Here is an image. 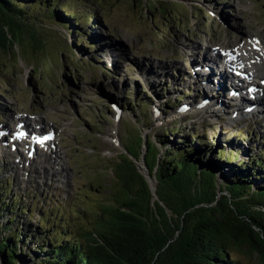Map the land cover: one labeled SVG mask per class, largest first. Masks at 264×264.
<instances>
[{"label":"rangeland","instance_id":"rangeland-1","mask_svg":"<svg viewBox=\"0 0 264 264\" xmlns=\"http://www.w3.org/2000/svg\"><path fill=\"white\" fill-rule=\"evenodd\" d=\"M97 1L99 7L90 5L96 12L92 16L97 24L91 31L92 49L87 54L80 50L69 54L66 49L74 48V40L79 41V37L73 39L54 25L35 34H21L10 41L8 49L0 47V127L4 125L8 133L11 126L10 134L0 144L9 142L18 132H27L31 138L34 133L55 131L51 146L61 155L57 160L40 156L30 161L22 159L29 157L27 151L22 153L19 147V151H10L25 171L15 164L12 169L5 167L0 160V186L10 184L11 195L23 202L24 210L37 209L29 212L33 224L40 221L39 208L46 212L61 206L70 210L76 203L82 211H94L97 209L93 205L113 202L116 185L108 162L112 163L120 151L112 140L122 146L125 122L148 138L153 125L164 124L159 112L169 106L156 105L155 116L150 106L147 122L152 125L147 128L135 114L124 113L111 102H122L129 94L137 98L142 93L156 101L152 81L162 88L168 86L171 102L179 105L177 115L180 111L190 113L192 118L185 124L168 122L153 131L148 140H154L162 129L174 131L178 127L182 135L190 138L204 134L195 140L199 143L231 141L239 122H252L256 127L260 124L257 130L264 133V104L255 109L258 103L247 98L251 94L245 93L247 87L236 91L235 84L239 82L234 71L224 67L217 47L222 42L232 45L241 37L244 43L257 36L264 40V0ZM90 44L83 43L87 47ZM221 74L233 80L229 83L232 87L219 81ZM147 75L152 81H147ZM222 93L226 94L224 98L220 97ZM124 102L135 106L132 97ZM188 102L196 105L189 108ZM228 104L231 108L222 111L221 106ZM15 115L25 117L26 126L33 131L14 127ZM38 117L49 125L41 132L36 131ZM89 182L104 183V189L89 191ZM101 193L106 199L101 198ZM29 217L26 214V221ZM79 224L71 220L74 230L82 229ZM233 257L239 264H263L247 250L234 252Z\"/></svg>","mask_w":264,"mask_h":264},{"label":"trees","instance_id":"trees-1","mask_svg":"<svg viewBox=\"0 0 264 264\" xmlns=\"http://www.w3.org/2000/svg\"><path fill=\"white\" fill-rule=\"evenodd\" d=\"M90 5L101 4L97 0H0V47L8 49L10 41L21 34H35L54 25L73 39L79 37V41L74 40V48L66 49L69 54L77 50L87 54L92 49L91 31L97 24L92 16L96 12ZM90 42L88 47L83 45ZM160 88V96L171 95L168 86ZM140 96L129 94L122 102L111 103L124 113L135 114L149 128L152 123L147 122V111L155 102L145 93ZM131 97L135 106L124 105ZM167 105L172 106V102ZM255 129L251 122L246 126L238 124L231 141L224 139L214 144L195 141L204 134L184 136L178 127L174 131L162 129L154 140H148V135L145 144L126 122L121 134L123 147L134 157L138 155L136 148H147L150 172H155L161 184L160 198L174 215L181 216L173 206L176 199L183 207L208 201L216 194L218 177H222L240 215L250 223L221 226L214 216L200 214L179 224L163 209L153 206L143 181L134 180L125 170L112 165L110 170L117 184L112 203L93 205L97 209L94 211H82L76 203L70 210L63 206L49 212L39 208L37 224L32 223L33 215L29 213L37 209L24 210L23 202L11 195L10 184L0 186V254L4 263L239 264L234 252L247 250L264 264V137ZM104 185L92 183L89 191L98 192ZM176 205L180 206L178 202ZM26 214L30 216L28 221ZM71 220L80 221L82 229L74 230Z\"/></svg>","mask_w":264,"mask_h":264},{"label":"bare ground","instance_id":"bare-ground-1","mask_svg":"<svg viewBox=\"0 0 264 264\" xmlns=\"http://www.w3.org/2000/svg\"><path fill=\"white\" fill-rule=\"evenodd\" d=\"M247 34H250V33H247ZM221 45H224V46L222 47ZM217 47L219 48L220 52L227 54L226 57H224V59H223L224 60V67H227V66L235 67L234 70L236 71V75L240 76L242 78H246L248 81V83H246V86H244V82L236 83L235 84L236 91H239V90L242 91L247 87L245 93H247V92L251 93L247 98L251 99L253 101H256L258 103V105L255 107V109H260V105L263 106V104H264V102H263L264 96L261 95V93L264 92V40L261 37L257 36V37H254V40H250V41L244 43L243 38L241 37L237 42L233 43L232 45H230L227 42H222L221 44L218 43ZM255 47H257V48L255 49ZM231 52L236 56V60L229 59V53H231ZM174 74L178 75L180 73L175 72ZM147 76L150 77L149 75H147ZM219 76H220V74H219ZM221 77L222 78L219 79V81L221 83H224L225 86L229 85L230 87H232L229 84V83H232V81H233L230 77H226L225 74H221ZM149 79H151V77L147 79L148 82H149ZM150 86H151V89L153 91L152 92L153 97H157L156 98L157 102L155 101V98H154L155 104L152 106V112H151L155 116L156 110L158 109V107L156 105L162 106L163 103L167 104L168 102L173 101V99H172L171 95H167L166 98H158V96H156V94H158L159 96H160V94H162V91L160 92V90H159V87H160L159 83L154 84L152 82L150 84ZM247 89H249V90H247ZM254 90L259 91V92H255ZM224 96H226V94L222 93L220 97L224 98ZM220 97H218V98H220ZM237 99H239V98H237ZM262 99H263V101H262ZM224 104H227V103L224 102ZM174 105H175V103H172V106H169L170 108L165 107L164 111H162V112L160 111L161 113L159 112V117L163 120L164 124L162 126L158 125L157 127H153L154 126L153 125L152 131L149 132V134H147V136L152 134L153 131L163 128L165 126V124L168 122L172 123V124H174V122H179L181 124H185L187 121L190 120V117L192 116L190 113L182 114L180 111H178L177 112L178 115H177L176 114V110H177L176 108L177 107ZM195 105L196 104L193 102L187 103V106L189 108H193L192 106H195ZM236 105H237V107H239V101H237V100H236ZM229 107L231 108L230 104H228L227 107H226V105H223V108L221 106V109L223 111V109L224 110L226 108L229 109ZM14 117H15V119H13V121H12V125L14 127L18 126V128L24 127L25 129H27L28 126H26V124H28V123H27V120L25 117H22V116L18 117L17 115H15ZM172 119H173V121H172ZM37 122H38L37 127H36L37 132H41L42 129H45L46 126H49L48 123L40 117H38ZM240 123L243 126H246V123H243V122H240ZM237 125H238V123H237ZM259 126H260V124L258 125V127ZM258 127H256L255 131L258 134H260V136L264 137V133H259V131H257ZM0 129L4 130V129H6V127L3 125L2 127H0ZM42 131H44V130H42ZM8 134H10V131L8 132ZM44 134H46V133H44ZM38 136H41V134ZM6 138H7V136H4V137L0 136V140H5ZM10 139H12V137ZM18 141L21 144H19L17 147L21 148L20 151L22 153L24 151H27L28 152L27 155H29V152L32 150V148L34 149L33 156H29V157L26 156V158L25 157L23 158V156H22L23 160L24 159L27 160V158H28L30 161H32L35 159H40V156L46 157V160L60 159L61 155H60V152L58 151V149L51 146L54 142L52 143L51 141L41 140V143L39 144V143L33 142L29 138L28 139L21 138ZM0 151H1L0 152V160L4 163L5 167H10L12 169V166L15 164V166L17 168H19L20 170H22V171L27 170L25 167L22 168L20 166V164L17 163L16 160H14L16 157L15 153H13V154L10 153L4 147L1 148ZM18 156H21V155L19 154ZM18 161H20V159H18Z\"/></svg>","mask_w":264,"mask_h":264},{"label":"water","instance_id":"water-1","mask_svg":"<svg viewBox=\"0 0 264 264\" xmlns=\"http://www.w3.org/2000/svg\"><path fill=\"white\" fill-rule=\"evenodd\" d=\"M137 134L142 140V142L145 144L147 141V137L145 135L142 137L141 134L138 133V131ZM112 143L113 145H115V148L116 147L118 148L120 152L117 155V157L113 159L112 163L108 162L109 171L112 173L110 169L111 166L114 165L119 170L121 168L125 170V172L130 174V176L134 180L137 178L143 181L146 186L145 190L149 192L148 194L151 197L153 206L155 208L157 206L158 209L159 208L163 209L166 216H168L170 219H174L176 220L177 223L183 224L186 218H187L186 221H191L192 219L195 218L196 215L202 214L206 217L214 216L215 219L213 220L215 222L218 221V223L220 222L219 225L221 226L222 224L238 226L237 224L239 222H244V223L249 222L248 219L240 215L237 207V203L233 199L232 194L227 191L226 186L224 184V178L222 177H218L215 185L216 194L213 197H211L208 201L202 202L201 204L195 205L193 207H183L182 206L183 203L176 199V202H178L180 206H177L175 202V205L173 206H175L177 209H175L173 206L171 207L177 210L178 213L181 212L180 213L181 218L176 214L174 215L171 209L167 207V204L161 200L162 198H160L161 195L159 194V191L161 188V184L159 183V181H157L155 172L153 175L150 172V168L148 166V161H147V155H148L147 148L143 147L137 150L136 153H138V155L137 157H134L128 150H126L123 147V145L121 146L120 143L117 144L115 140H112ZM159 161L160 159L158 160V163ZM112 181L115 182L114 174ZM115 185H116L115 189H117L116 182ZM113 193L115 194V191H113ZM1 242L2 240H0V247H1ZM0 264H5L1 254H0ZM19 264H24V263H19Z\"/></svg>","mask_w":264,"mask_h":264}]
</instances>
